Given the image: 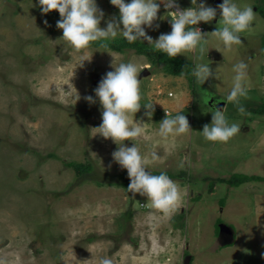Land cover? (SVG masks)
<instances>
[{
  "label": "rangeland",
  "instance_id": "obj_1",
  "mask_svg": "<svg viewBox=\"0 0 264 264\" xmlns=\"http://www.w3.org/2000/svg\"><path fill=\"white\" fill-rule=\"evenodd\" d=\"M235 2L255 12L241 45L224 56L215 50L223 47L211 35L223 26L218 11L210 24H199L208 33L205 51L177 56L193 66L209 63L213 71L220 66L222 81L209 78L200 86L135 49L73 50L60 39L57 16L42 15L37 0H0V264H100L104 257L112 264H264V114L255 112L264 102V0ZM177 3L181 10L192 7L191 0ZM97 5L105 20L118 17L109 0ZM167 11L161 5L159 28L145 29L154 40L171 31ZM82 57L91 60L77 67ZM113 59L138 64L141 103H156L149 138L133 142L151 172L168 173L181 188L171 216L127 191L120 177L126 170L112 161L117 145L92 129L101 124L102 109L84 97L95 99ZM241 60L248 65L246 113L225 100L223 107L240 133L227 143L206 141L201 131L211 123L212 103L228 94L232 65ZM166 109L186 115L192 132L168 140L152 135ZM153 151L158 161L151 160ZM70 161L91 168L78 174ZM237 174L263 180L230 185ZM220 224L230 232L217 231Z\"/></svg>",
  "mask_w": 264,
  "mask_h": 264
},
{
  "label": "clouds",
  "instance_id": "obj_2",
  "mask_svg": "<svg viewBox=\"0 0 264 264\" xmlns=\"http://www.w3.org/2000/svg\"><path fill=\"white\" fill-rule=\"evenodd\" d=\"M109 2L118 9L119 15L105 20V13L98 7L97 0H37L42 15L53 10L59 13L60 19L56 22V28L62 30L60 39L76 51L88 49L95 42H100L101 47L107 48V42L121 37L128 43L146 41L154 51L169 58H176L197 49L203 53L208 33H202L196 26L201 22L210 24L219 11V21L223 26L217 27L211 35L222 43L223 47L215 50L224 56V53L232 52L234 46L242 44L240 34L249 31L255 20L253 7H239L235 0H222L216 7L208 5L207 0H191L192 7L184 10L179 9L177 0ZM161 5L170 13L168 17L171 31L161 33L154 40L145 29L159 28V24L155 22L162 19L158 17ZM101 21L105 22L106 27L100 26ZM90 60L82 57L77 67L83 68L84 62ZM110 67L114 70L106 72L93 90L95 99L91 95L84 97L89 104L98 102L102 109V122L92 129H95V135L98 134L104 140L111 139L117 145L111 154L112 161L127 171L130 181L127 191L134 197L136 194L146 197L152 209L165 216H171L182 198L181 188L164 171L152 174L146 166L145 157L133 142L149 138L148 126L153 124L151 121L156 103H141V80L138 79L141 70L137 63L129 61L114 64L113 59ZM219 68L220 66L213 71L209 63L197 62L190 74L201 86L209 78L222 81ZM231 72L233 75L230 90L221 99L227 104L232 103L240 114H245L246 109L241 104V98L248 94V65L242 60L238 61L232 65ZM80 99L77 93L76 102ZM142 107L145 109L143 116L136 119V113L140 112ZM224 109H218L215 105L211 108V123L204 125L201 131L206 141L227 143L240 133L241 125L230 123ZM144 117H147V122ZM155 124H158V128L152 131V135L162 140L187 136L192 132L189 121L182 112L170 115L165 111V118ZM125 141H131L132 146H126ZM150 158L153 162L160 159L155 151L150 154ZM179 166L183 168L184 163ZM100 264H112V260L104 257L101 258Z\"/></svg>",
  "mask_w": 264,
  "mask_h": 264
},
{
  "label": "trees",
  "instance_id": "obj_3",
  "mask_svg": "<svg viewBox=\"0 0 264 264\" xmlns=\"http://www.w3.org/2000/svg\"><path fill=\"white\" fill-rule=\"evenodd\" d=\"M260 13L262 17L264 18V9L260 10ZM49 14H52L57 16L58 20L60 19L59 13L55 10L50 12ZM108 47L103 48L100 46V42H95L92 44V46L95 47H101L103 49H113L115 51H122L123 49H135L139 53H143L148 56L151 63H158L160 62L167 73L173 74V75H181L184 74L190 81L194 80V77L190 74L193 69V64L190 61H185L181 58H169L165 54H162L158 51H150L148 48L151 47L150 45H147L145 43H141L139 41L135 43H128L126 40H124L121 37H118L115 40L107 42ZM264 46V38H263V44ZM154 53V56H153ZM255 112L263 113L264 114V102L263 104L255 109ZM68 166L72 167L76 173L83 174L90 170L91 166L89 163H78L75 161H70L66 163ZM160 172H152V174H159ZM168 174V173H167ZM169 175V174H168ZM120 177L124 178L123 185H128L130 183L129 178L127 176V171H124L120 174ZM170 177V175H169ZM252 180H263L262 177L256 176V175H246V174H237L236 176L230 178L227 180V182L232 186H239L240 184ZM219 230V227H217V231Z\"/></svg>",
  "mask_w": 264,
  "mask_h": 264
},
{
  "label": "water",
  "instance_id": "obj_4",
  "mask_svg": "<svg viewBox=\"0 0 264 264\" xmlns=\"http://www.w3.org/2000/svg\"><path fill=\"white\" fill-rule=\"evenodd\" d=\"M220 1H221V0H215V3H216V4H219ZM147 73H148V70H147V69H144L143 74L145 75V74H147ZM217 106H218V109H223V107H224V102H223V101L219 102ZM219 229H220V231L230 232L229 227H228L227 225H225V224H220Z\"/></svg>",
  "mask_w": 264,
  "mask_h": 264
},
{
  "label": "flooded vegetation",
  "instance_id": "obj_5",
  "mask_svg": "<svg viewBox=\"0 0 264 264\" xmlns=\"http://www.w3.org/2000/svg\"><path fill=\"white\" fill-rule=\"evenodd\" d=\"M259 13H260V12H259ZM260 16L262 17L261 13H260ZM262 18H263V17H262ZM263 19H264V18H263ZM210 97H211V96H210ZM212 98H213V99H217L216 97H213V96H212ZM219 101H220V102H221V101H223V102H224V100H223V99H221V100H219ZM214 102L217 104V100H215ZM212 105L214 106L215 104H214V103H212ZM213 106H212V107H213ZM215 107L217 108V106H216V105H215Z\"/></svg>",
  "mask_w": 264,
  "mask_h": 264
},
{
  "label": "built area",
  "instance_id": "obj_6",
  "mask_svg": "<svg viewBox=\"0 0 264 264\" xmlns=\"http://www.w3.org/2000/svg\"><path fill=\"white\" fill-rule=\"evenodd\" d=\"M196 27H199L201 29V31L203 30V27L201 25H197ZM171 95H172V93H169V96H171ZM165 111L168 112L167 109Z\"/></svg>",
  "mask_w": 264,
  "mask_h": 264
}]
</instances>
